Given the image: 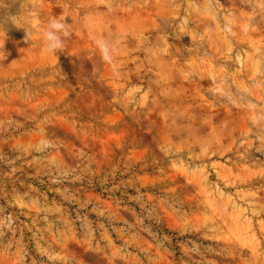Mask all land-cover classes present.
<instances>
[{
	"label": "rangeland",
	"instance_id": "374dc122",
	"mask_svg": "<svg viewBox=\"0 0 264 264\" xmlns=\"http://www.w3.org/2000/svg\"><path fill=\"white\" fill-rule=\"evenodd\" d=\"M9 3L0 264H264V0Z\"/></svg>",
	"mask_w": 264,
	"mask_h": 264
},
{
	"label": "clouds",
	"instance_id": "9594fccd",
	"mask_svg": "<svg viewBox=\"0 0 264 264\" xmlns=\"http://www.w3.org/2000/svg\"><path fill=\"white\" fill-rule=\"evenodd\" d=\"M10 2L15 3L16 0H10ZM9 6V0H0V10H3V14L0 15V28L3 29L5 35L6 32L3 27L5 24L10 23L18 27L17 15H11L6 11ZM24 30L26 32L25 42H30L31 32L28 29ZM70 35V26L63 19H49L42 35V46L44 51L52 54L62 51L65 46V39L70 37ZM0 45L4 46V41H0ZM94 45L99 52L101 60L111 64L113 62V49L110 42L104 37H99L95 39Z\"/></svg>",
	"mask_w": 264,
	"mask_h": 264
}]
</instances>
